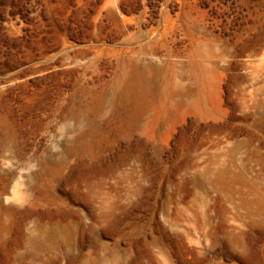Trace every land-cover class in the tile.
Segmentation results:
<instances>
[{
	"label": "rangeland",
	"instance_id": "374dc122",
	"mask_svg": "<svg viewBox=\"0 0 264 264\" xmlns=\"http://www.w3.org/2000/svg\"><path fill=\"white\" fill-rule=\"evenodd\" d=\"M0 264H264V0H0Z\"/></svg>",
	"mask_w": 264,
	"mask_h": 264
},
{
	"label": "bare ground",
	"instance_id": "6f19581e",
	"mask_svg": "<svg viewBox=\"0 0 264 264\" xmlns=\"http://www.w3.org/2000/svg\"><path fill=\"white\" fill-rule=\"evenodd\" d=\"M232 168V167H231ZM241 172V171H240ZM235 173V172H234ZM235 175H237V174H235ZM236 177V176H235ZM241 177V176H240ZM236 181H237V179H236ZM202 183V182H201ZM231 188V187H230ZM248 188V187H247ZM231 196V195H230ZM247 204V203H246ZM252 206V205H251ZM233 234V233H232ZM237 235V234H236ZM239 235V234H238ZM233 237V236H232ZM235 242V241H234ZM245 251V250H244ZM247 251V250H246ZM248 253V252H247ZM245 256V255H244ZM249 256V255H248Z\"/></svg>",
	"mask_w": 264,
	"mask_h": 264
}]
</instances>
